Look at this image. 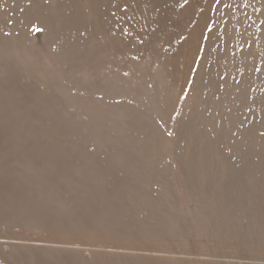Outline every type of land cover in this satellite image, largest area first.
Here are the masks:
<instances>
[{"label": "rangeland", "instance_id": "374dc122", "mask_svg": "<svg viewBox=\"0 0 264 264\" xmlns=\"http://www.w3.org/2000/svg\"><path fill=\"white\" fill-rule=\"evenodd\" d=\"M0 264H264V0H0Z\"/></svg>", "mask_w": 264, "mask_h": 264}]
</instances>
